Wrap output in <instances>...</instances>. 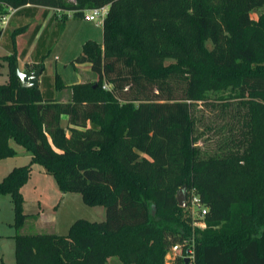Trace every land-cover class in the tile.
<instances>
[{"label": "trees", "instance_id": "obj_1", "mask_svg": "<svg viewBox=\"0 0 264 264\" xmlns=\"http://www.w3.org/2000/svg\"><path fill=\"white\" fill-rule=\"evenodd\" d=\"M27 6L56 11L63 28L94 8L108 14L103 43L86 41L71 62L88 64L94 81L56 75L65 101L23 88L17 55L7 56L0 160L21 146L62 193L81 194L105 219H78L65 236L20 234L33 217L22 196L33 165L15 167L0 182L15 211V264H176L165 260L173 244L189 245L193 264H264V12L252 16L264 0H0L1 16ZM212 94L247 101L237 109L250 115L208 126L211 150L198 144L194 112ZM193 191L203 217L191 212Z\"/></svg>", "mask_w": 264, "mask_h": 264}, {"label": "rangeland", "instance_id": "obj_2", "mask_svg": "<svg viewBox=\"0 0 264 264\" xmlns=\"http://www.w3.org/2000/svg\"><path fill=\"white\" fill-rule=\"evenodd\" d=\"M5 10V8H0V16ZM7 11L10 13L9 9ZM53 12L56 15L57 12ZM53 12L45 13L42 10L21 9L19 12H15L16 14L14 13L16 16L12 19L13 27H9L12 36L6 32L4 41L0 42V84H5L9 80V63L6 56L17 55L16 63L20 70L24 68L23 61L37 58L39 62L44 63L40 88L43 96L65 101L69 97L68 90H64L60 95L56 92V75L59 74L61 80L66 84L94 81V74L90 71L88 64L73 67L71 62L82 53L86 41L103 43V20L93 22L71 18L63 28L61 22L55 19ZM263 12L264 7L253 11L252 16L257 18ZM13 15L9 14V21ZM13 33L16 35L13 36ZM229 93L226 92L223 96L227 97ZM219 97L220 94H212L209 105L199 104L194 112V116L199 121V133L202 131L204 133L202 141L198 144L211 150L216 148V141H209L210 137L214 136V132L213 130L207 131L208 126L215 129L220 123H227L232 120L233 115L235 116L236 110L241 109L243 117L250 115L249 109L244 106L237 109L240 103L247 101L237 98L221 100ZM223 103L231 104L225 117L220 113ZM220 117L221 122L212 124L214 120L220 121ZM19 149L14 158L0 160V182L10 174L13 168L33 165L30 178L22 188V196L23 211L34 218L26 222L20 234H38L39 232L46 234L54 230V234L65 236L69 234L72 225L78 219L99 222L105 219L102 213L85 203L81 194L62 193L55 177L45 173L24 148L20 146ZM41 216H46V219ZM198 227L204 228V224H199ZM17 233L11 195H0V264H15V236ZM176 246L179 248L175 249ZM189 249V245L182 247L180 244H173L169 247L165 260L167 263L176 264H186L187 260L188 264H193V254ZM109 264L124 263L116 256L109 258Z\"/></svg>", "mask_w": 264, "mask_h": 264}, {"label": "built area", "instance_id": "obj_3", "mask_svg": "<svg viewBox=\"0 0 264 264\" xmlns=\"http://www.w3.org/2000/svg\"><path fill=\"white\" fill-rule=\"evenodd\" d=\"M9 12L12 15L16 12L14 9H9ZM60 13V11H58ZM3 15L1 17L0 27L4 29L5 25L9 21V14ZM108 14V6H104L101 8H94L86 12L85 19L88 21H101L104 20ZM189 206L193 215H197L203 217L207 214V209L204 207L200 197L194 193H191L189 198ZM179 246H176L175 249H178Z\"/></svg>", "mask_w": 264, "mask_h": 264}, {"label": "water", "instance_id": "obj_4", "mask_svg": "<svg viewBox=\"0 0 264 264\" xmlns=\"http://www.w3.org/2000/svg\"><path fill=\"white\" fill-rule=\"evenodd\" d=\"M43 73L42 68L36 70H20L18 64L16 63V74L20 79V84L23 88L28 90L39 89L40 77ZM177 200L181 207H186L187 205V188L184 186L177 193ZM188 264V261L185 262Z\"/></svg>", "mask_w": 264, "mask_h": 264}, {"label": "crops", "instance_id": "obj_5", "mask_svg": "<svg viewBox=\"0 0 264 264\" xmlns=\"http://www.w3.org/2000/svg\"><path fill=\"white\" fill-rule=\"evenodd\" d=\"M23 9H30V10H36V11H39V10H42V12H49V11H54V10H52V9H48V8H43V7H33V6H27V7H25V8H23ZM20 11V9L19 10H16V13L17 12H19ZM15 13V14H16ZM13 15V16H11V19H10V21H9V23H8V25L6 26V28H4L3 29V34L0 36V42H2V41H4V38H5V36H6V32H11V29H9V27L10 26H12V19L16 16V15ZM53 14H54V17H55V19L57 20V17H56V15H55V13L53 12ZM13 27V26H12ZM16 33H13V36L15 35ZM10 35H11V33H10ZM12 36V35H11ZM7 55V54H6ZM7 57V56H6ZM23 63H24V68L22 69V71L23 70H29V69H27V65H34V64H37V63H39V60L37 59V58H34V60H29V61H23ZM43 74V73H42ZM41 77H42V75H41ZM41 77H40V86H39V88H41ZM59 95L62 93H60V92H57ZM61 97V96H60ZM67 99V98H66ZM65 99V100H66ZM60 100H63V99H60ZM64 101V100H63ZM17 150L19 151L20 149L17 147ZM96 210H98L100 213H102L103 214V216H104V218H105V209L104 208H97ZM28 214V213H27ZM30 215V214H29ZM42 218H45L46 219V216H41ZM34 217H32L31 219H33ZM31 219H29V220H31ZM28 220V221H29ZM53 232H54V230H53Z\"/></svg>", "mask_w": 264, "mask_h": 264}]
</instances>
